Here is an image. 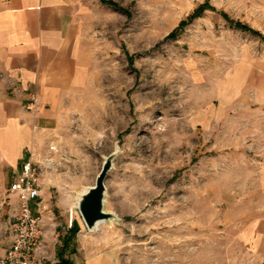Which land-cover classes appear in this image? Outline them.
I'll use <instances>...</instances> for the list:
<instances>
[{
    "label": "rangeland",
    "instance_id": "obj_1",
    "mask_svg": "<svg viewBox=\"0 0 264 264\" xmlns=\"http://www.w3.org/2000/svg\"><path fill=\"white\" fill-rule=\"evenodd\" d=\"M110 1L96 0L93 27L109 99L96 177L118 151L105 182L116 221L92 250L118 264H264V0H209L175 38L206 0Z\"/></svg>",
    "mask_w": 264,
    "mask_h": 264
},
{
    "label": "crops",
    "instance_id": "obj_2",
    "mask_svg": "<svg viewBox=\"0 0 264 264\" xmlns=\"http://www.w3.org/2000/svg\"><path fill=\"white\" fill-rule=\"evenodd\" d=\"M94 26L96 0H0V189L14 183L27 159L52 158L33 202L48 264H118L113 254L92 250L96 230L77 210L78 195L95 184L109 128ZM34 94L39 107L30 112ZM10 209L0 213V256L11 244Z\"/></svg>",
    "mask_w": 264,
    "mask_h": 264
},
{
    "label": "built area",
    "instance_id": "obj_3",
    "mask_svg": "<svg viewBox=\"0 0 264 264\" xmlns=\"http://www.w3.org/2000/svg\"><path fill=\"white\" fill-rule=\"evenodd\" d=\"M39 100L34 94L26 106L30 112H37ZM52 151L55 147L50 148ZM54 162L46 157L42 164L32 158L24 161L17 179L8 187L0 189V213L10 206L7 219V232L11 244L0 256V264H48L41 255L43 246L42 218L33 211V202L40 196V180L46 170H51ZM1 188V187H0ZM18 199L16 207L13 198Z\"/></svg>",
    "mask_w": 264,
    "mask_h": 264
},
{
    "label": "water",
    "instance_id": "obj_4",
    "mask_svg": "<svg viewBox=\"0 0 264 264\" xmlns=\"http://www.w3.org/2000/svg\"><path fill=\"white\" fill-rule=\"evenodd\" d=\"M117 152L104 157V163L96 177L95 184L84 188V191L78 195L77 210L89 231H95L104 222L116 221V216L105 210V182L113 168Z\"/></svg>",
    "mask_w": 264,
    "mask_h": 264
},
{
    "label": "trees",
    "instance_id": "obj_5",
    "mask_svg": "<svg viewBox=\"0 0 264 264\" xmlns=\"http://www.w3.org/2000/svg\"><path fill=\"white\" fill-rule=\"evenodd\" d=\"M101 1L104 4H106V5H109V6H112V7H118V5L114 1H110V0H101ZM206 10H214L213 6L210 5V1L209 0H206L202 5H200L196 10H194L193 13L190 14L189 17L186 20L182 21L180 23V25L178 26V28L176 30H174V32H172L170 37L175 38L177 36L176 34L181 29H183L186 25H188L191 22H193L195 19L201 17ZM236 27L241 29L242 31L248 32V33H250V34H252L254 36L262 37L259 32L253 30L252 28H250V27H248L246 25L237 23ZM262 39H264V38L262 37ZM76 233H77V231H75L74 235H76Z\"/></svg>",
    "mask_w": 264,
    "mask_h": 264
}]
</instances>
